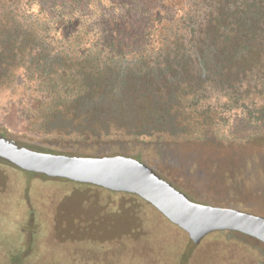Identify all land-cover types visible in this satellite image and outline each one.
Instances as JSON below:
<instances>
[{
  "label": "trees",
  "instance_id": "1",
  "mask_svg": "<svg viewBox=\"0 0 264 264\" xmlns=\"http://www.w3.org/2000/svg\"><path fill=\"white\" fill-rule=\"evenodd\" d=\"M1 95L31 98L34 131L71 149L179 167L232 117L264 123V0H0ZM182 103L176 136L161 118Z\"/></svg>",
  "mask_w": 264,
  "mask_h": 264
},
{
  "label": "rangeland",
  "instance_id": "2",
  "mask_svg": "<svg viewBox=\"0 0 264 264\" xmlns=\"http://www.w3.org/2000/svg\"><path fill=\"white\" fill-rule=\"evenodd\" d=\"M21 99L0 96V137L42 154L105 155L92 148L71 149L60 137L36 133L31 98ZM173 104L172 109L177 105ZM183 107L184 103L175 108V116L162 115V121L171 120L162 129L180 134L177 124ZM187 118L194 122L192 116ZM203 131L208 133L206 128ZM218 132L222 138L216 133L203 137L199 146H206L205 153L199 156L193 151L192 161L201 170L196 167L191 175L182 167H193V162L183 154L188 147L200 148L195 142L173 151L179 167L169 162L173 153L168 150L146 146L136 158L139 150L126 144L129 153L122 156L147 165L193 202L264 217V123L249 124L232 117ZM104 140L98 138L93 144L113 143ZM0 264H264V244L238 232L222 231L208 234L195 245L184 231L136 196L47 178L0 162Z\"/></svg>",
  "mask_w": 264,
  "mask_h": 264
},
{
  "label": "water",
  "instance_id": "3",
  "mask_svg": "<svg viewBox=\"0 0 264 264\" xmlns=\"http://www.w3.org/2000/svg\"><path fill=\"white\" fill-rule=\"evenodd\" d=\"M0 162L47 178L136 196L184 231L195 245L208 234L222 231L238 232L264 244V217L193 202L136 159L42 154L0 137Z\"/></svg>",
  "mask_w": 264,
  "mask_h": 264
}]
</instances>
